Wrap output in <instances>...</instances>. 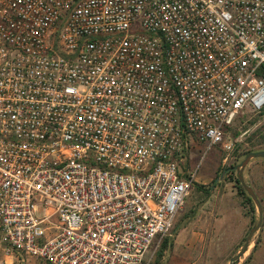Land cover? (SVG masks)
<instances>
[{
  "label": "built area",
  "instance_id": "1",
  "mask_svg": "<svg viewBox=\"0 0 264 264\" xmlns=\"http://www.w3.org/2000/svg\"><path fill=\"white\" fill-rule=\"evenodd\" d=\"M247 111L264 0H0V264H150Z\"/></svg>",
  "mask_w": 264,
  "mask_h": 264
},
{
  "label": "rangeland",
  "instance_id": "2",
  "mask_svg": "<svg viewBox=\"0 0 264 264\" xmlns=\"http://www.w3.org/2000/svg\"><path fill=\"white\" fill-rule=\"evenodd\" d=\"M251 150L264 151V113L247 111L237 115L225 129L223 146L207 150V146L194 145L185 166L196 171V181L167 238L170 246L160 260L156 257L158 247L150 264H230L257 225L258 213L252 200L254 211L240 194L235 182L238 174L225 171L237 166ZM243 180L260 202L262 221L248 251L235 264H244L255 246L250 264H264V159H253L243 172ZM180 238L186 252L175 255L173 245ZM27 264L41 262L30 259Z\"/></svg>",
  "mask_w": 264,
  "mask_h": 264
},
{
  "label": "water",
  "instance_id": "3",
  "mask_svg": "<svg viewBox=\"0 0 264 264\" xmlns=\"http://www.w3.org/2000/svg\"><path fill=\"white\" fill-rule=\"evenodd\" d=\"M253 159H264V151H258V152L249 153L248 155H246L244 157V159L237 166L229 169L230 171H235L238 174L237 180H238L239 184L242 186L243 190L246 192V194L248 195V197L255 204V206L257 208V213H258V222H257V225L255 227H253L249 231L247 237L244 240V243H243L242 247L239 249V251L237 252V254L234 257H232V259L230 260V264L237 263L246 254V252L248 251V249L250 247V241H251L254 233L257 232L258 229L260 228L261 221H262V211H261L260 202H259L256 194L252 190V188L248 184H246L244 182V180H243V172H244L246 166ZM215 182H217V179L215 180Z\"/></svg>",
  "mask_w": 264,
  "mask_h": 264
},
{
  "label": "trees",
  "instance_id": "4",
  "mask_svg": "<svg viewBox=\"0 0 264 264\" xmlns=\"http://www.w3.org/2000/svg\"><path fill=\"white\" fill-rule=\"evenodd\" d=\"M234 136H237V133L234 134ZM252 151H253V150L248 151V152H246L244 155H246V154L248 155V153H249V152H252ZM232 173H234V172H232ZM228 174H229V173H228ZM235 182H236V183L238 184V186H239V192H240V194H241L242 196L245 197V201L248 203V205H249V207L252 209V211H254L253 207L251 206V205H252V203H251V199H250L248 196H246L245 191L243 190L242 186L239 184L237 178L235 179ZM199 188L201 189V187H197V189H199ZM205 193H206V195H209V192H208V191L205 192ZM169 246H170V243H168V239L165 238V239L162 241V243L160 244L159 249H158V251H157V255H156L157 260H160V259L162 258L164 252L167 250V248H168ZM255 249H256V246L253 248V251H252L251 255L248 257V259L246 260V262H245L244 264H250V263H251V258L253 257V253L255 252Z\"/></svg>",
  "mask_w": 264,
  "mask_h": 264
},
{
  "label": "crops",
  "instance_id": "5",
  "mask_svg": "<svg viewBox=\"0 0 264 264\" xmlns=\"http://www.w3.org/2000/svg\"><path fill=\"white\" fill-rule=\"evenodd\" d=\"M178 242V243H177ZM175 245H173V248L175 249L174 254L175 255H181V253L186 252V249L182 247L181 242L182 239L180 238V240H178Z\"/></svg>",
  "mask_w": 264,
  "mask_h": 264
},
{
  "label": "flooded vegetation",
  "instance_id": "6",
  "mask_svg": "<svg viewBox=\"0 0 264 264\" xmlns=\"http://www.w3.org/2000/svg\"><path fill=\"white\" fill-rule=\"evenodd\" d=\"M227 170H228V171H227ZM227 170H226L227 172H232V171H230L229 169H227ZM226 171H225V172H226Z\"/></svg>",
  "mask_w": 264,
  "mask_h": 264
}]
</instances>
